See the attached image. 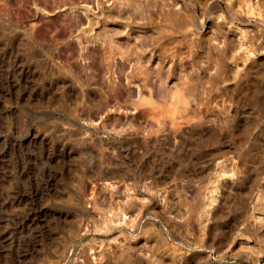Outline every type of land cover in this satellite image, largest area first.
<instances>
[{
	"label": "rangeland",
	"instance_id": "374dc122",
	"mask_svg": "<svg viewBox=\"0 0 264 264\" xmlns=\"http://www.w3.org/2000/svg\"><path fill=\"white\" fill-rule=\"evenodd\" d=\"M254 2L0 0V264H264Z\"/></svg>",
	"mask_w": 264,
	"mask_h": 264
},
{
	"label": "bare ground",
	"instance_id": "6f19581e",
	"mask_svg": "<svg viewBox=\"0 0 264 264\" xmlns=\"http://www.w3.org/2000/svg\"><path fill=\"white\" fill-rule=\"evenodd\" d=\"M249 1V0H248ZM254 2V0H252ZM257 2V1H256ZM255 3V2H254ZM250 7V6H249Z\"/></svg>",
	"mask_w": 264,
	"mask_h": 264
}]
</instances>
